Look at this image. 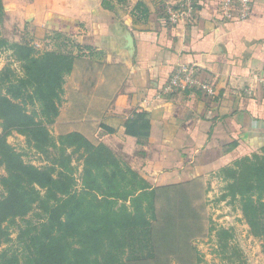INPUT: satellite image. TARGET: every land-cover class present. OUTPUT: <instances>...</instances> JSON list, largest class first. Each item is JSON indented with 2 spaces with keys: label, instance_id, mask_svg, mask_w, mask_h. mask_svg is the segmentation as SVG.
I'll use <instances>...</instances> for the list:
<instances>
[{
  "label": "crops",
  "instance_id": "crops-1",
  "mask_svg": "<svg viewBox=\"0 0 264 264\" xmlns=\"http://www.w3.org/2000/svg\"><path fill=\"white\" fill-rule=\"evenodd\" d=\"M163 2L21 0L8 16L17 43L54 38L73 54L72 44L88 48L65 78L54 135L105 145L151 188L206 185L238 159L264 157V0L244 22L224 19L217 0H197L177 25ZM179 66L195 67L216 94H162ZM134 122L146 129L128 132Z\"/></svg>",
  "mask_w": 264,
  "mask_h": 264
},
{
  "label": "trees",
  "instance_id": "trees-1",
  "mask_svg": "<svg viewBox=\"0 0 264 264\" xmlns=\"http://www.w3.org/2000/svg\"><path fill=\"white\" fill-rule=\"evenodd\" d=\"M3 15L0 0V23ZM72 48L75 54L37 56L28 43L9 44L0 36V49L12 53L21 71L0 74V167L5 172L0 178V247L9 240L4 224L23 223L19 249L3 251L0 264H161V259L199 264L191 245L200 234L202 206L195 192L200 186L194 184L199 181L151 188L105 145L94 146L76 133L51 135L65 78L74 58L88 50L78 44ZM145 129V124L128 125L134 135ZM12 132L25 137L44 166L26 163L7 143ZM234 166L229 177L238 192L259 191L264 199V157L253 154ZM262 204H246L244 216L253 231L260 227L264 233V221L256 215ZM32 211H37L34 220L25 219Z\"/></svg>",
  "mask_w": 264,
  "mask_h": 264
},
{
  "label": "rangeland",
  "instance_id": "rangeland-1",
  "mask_svg": "<svg viewBox=\"0 0 264 264\" xmlns=\"http://www.w3.org/2000/svg\"><path fill=\"white\" fill-rule=\"evenodd\" d=\"M1 2L4 15L0 23V36L9 44H23V39L22 41L20 39V43L15 42L16 37L20 38V35L16 31L14 22L9 17L15 9L20 7L21 0H1ZM28 44L37 56L47 51L66 55L69 53L73 54L70 43H67L63 39L45 38L40 41L39 46L33 44L32 41L28 42ZM6 69L12 71L13 76L21 74L20 63L14 59L12 53L8 49H0V74ZM27 108L28 111L32 110L31 106ZM49 130L53 137H58L54 135L52 126L49 127ZM6 141L16 152L22 155L26 163L37 167L45 165L44 159L27 145L24 136L12 132L7 136ZM72 164L77 166L80 172V164L74 161ZM228 170L231 171L227 173ZM228 170L221 171L219 174L211 177L205 183L206 185L202 181L194 183L200 186L195 192L199 193V205L202 207L201 209L199 208L200 234L191 245L196 249L200 257L199 264H264V233H261L260 227H257L253 231L247 224L244 216L246 204L249 203L253 207H259L262 203L264 205V199L259 198V191L241 195L238 192L236 181L229 177L230 173L236 170V167L232 165ZM4 175V169L0 167V178ZM243 190L244 188L239 187L240 192ZM2 195L3 189L0 185V198ZM163 205L166 206V203L163 202ZM163 205L162 208L164 207ZM33 212L37 211H32L25 219L34 220ZM256 215L258 219L264 221V206ZM22 225L23 223L20 219L15 220L13 223L4 224L9 234V240L7 239V241L1 244L0 254L3 251L12 253L13 250L19 249L16 239ZM20 256L21 252L19 253ZM160 261L161 264H166L163 259ZM181 261L186 263V257ZM169 264L177 263L171 261Z\"/></svg>",
  "mask_w": 264,
  "mask_h": 264
},
{
  "label": "built area",
  "instance_id": "built-area-1",
  "mask_svg": "<svg viewBox=\"0 0 264 264\" xmlns=\"http://www.w3.org/2000/svg\"><path fill=\"white\" fill-rule=\"evenodd\" d=\"M197 0H164L162 9L170 24L185 23L192 15L194 3ZM220 14L224 19L246 21L251 13L254 0H217ZM38 46V45H37ZM264 84V79H262ZM193 88L207 97L216 94L214 86L201 82L195 67L179 66L172 73L169 80L162 86V94H171Z\"/></svg>",
  "mask_w": 264,
  "mask_h": 264
}]
</instances>
